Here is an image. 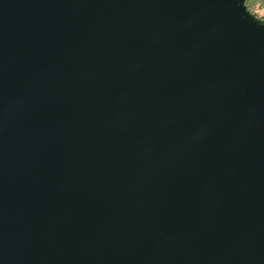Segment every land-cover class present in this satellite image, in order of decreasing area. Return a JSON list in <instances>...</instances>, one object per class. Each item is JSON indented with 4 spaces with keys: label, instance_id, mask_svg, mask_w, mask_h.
<instances>
[{
    "label": "water",
    "instance_id": "obj_1",
    "mask_svg": "<svg viewBox=\"0 0 264 264\" xmlns=\"http://www.w3.org/2000/svg\"><path fill=\"white\" fill-rule=\"evenodd\" d=\"M0 264H264L246 0H0Z\"/></svg>",
    "mask_w": 264,
    "mask_h": 264
},
{
    "label": "rangeland",
    "instance_id": "obj_2",
    "mask_svg": "<svg viewBox=\"0 0 264 264\" xmlns=\"http://www.w3.org/2000/svg\"><path fill=\"white\" fill-rule=\"evenodd\" d=\"M257 3L255 4H249L250 12L254 14L256 17L264 20V5L262 3V0H256Z\"/></svg>",
    "mask_w": 264,
    "mask_h": 264
},
{
    "label": "built area",
    "instance_id": "obj_3",
    "mask_svg": "<svg viewBox=\"0 0 264 264\" xmlns=\"http://www.w3.org/2000/svg\"><path fill=\"white\" fill-rule=\"evenodd\" d=\"M255 3H257L256 0H246V6H247V8H248L249 11H250V9H249L250 5L249 4H255ZM262 4L264 5V0H262L261 5Z\"/></svg>",
    "mask_w": 264,
    "mask_h": 264
}]
</instances>
